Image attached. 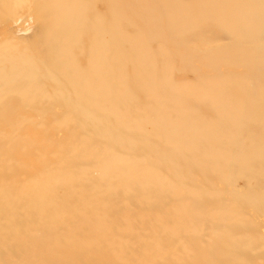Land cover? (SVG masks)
Here are the masks:
<instances>
[{"label": "bare ground", "instance_id": "bare-ground-1", "mask_svg": "<svg viewBox=\"0 0 264 264\" xmlns=\"http://www.w3.org/2000/svg\"><path fill=\"white\" fill-rule=\"evenodd\" d=\"M93 1L41 0L48 19L31 59L0 49V104L11 102L0 112V239L30 244L18 264H37L34 257L42 264H74L73 257L79 264H250L251 246L264 236V222L255 220L264 195L236 197L226 177L244 173L249 188L264 177V0H100L103 14ZM211 27L233 44L205 50ZM221 65L230 71L211 77ZM175 69L193 81L175 84ZM54 108L64 110L59 126L74 130L65 142L46 132L30 141L22 137L29 122H13ZM49 163L60 169L51 174ZM28 168L38 170L39 184L19 178ZM192 172L219 188L192 187ZM51 177L67 185L66 197L50 190ZM81 212L95 231L74 238ZM48 225L71 228L56 240ZM254 256L264 264V252Z\"/></svg>", "mask_w": 264, "mask_h": 264}, {"label": "rangeland", "instance_id": "rangeland-1", "mask_svg": "<svg viewBox=\"0 0 264 264\" xmlns=\"http://www.w3.org/2000/svg\"><path fill=\"white\" fill-rule=\"evenodd\" d=\"M190 2V0H187ZM186 1V2H187ZM41 0H0V49L6 48V46H9L12 48V52L16 55H20L24 58L31 59L32 57V49H33V39L36 36L40 23L47 22L48 18H45L42 16V13L44 10H41L39 8ZM148 3H151V0H149ZM96 6V9L94 11L99 14H103L106 12V6L105 3L100 0H94L92 7ZM51 20V19H50ZM216 27H211L205 30L204 32V40L205 44V50H208L209 48H213L212 50L216 48L226 47L231 44H233V41H231L229 38L220 37L216 34ZM188 38V37H187ZM188 39H192V37H189ZM261 40L264 42V38H261ZM160 39H155L151 43L148 44V48L155 51V48L159 46ZM246 50L250 49V44L246 45L244 47ZM152 51V52H154ZM199 51H204L199 47ZM216 52L212 51L211 55H214ZM182 53H178V58L181 57ZM219 67V66H218ZM237 72H243L245 71L242 66H237L235 68ZM227 71H230L227 66L221 65L219 68H211V77L215 76L217 74H225ZM171 80L175 82V84L184 85L185 83H190L193 81V74L189 72H181V70H176L172 74ZM16 96H13L11 100H15ZM18 101V100H15ZM11 103L10 99L6 98L4 102H1L0 104V112L5 110L6 104ZM64 112L61 108H54L52 111H49L48 113L43 114L42 116L36 115L35 112L29 110L26 113H21L18 117H15L13 119V122H16L17 124H23L26 125L29 122V125L24 127V132L22 134V137H27L28 140L34 141L36 137H38L37 143L42 138L43 132H46L47 137L51 140L53 143H60L65 142L67 136L74 132L71 131L69 128L71 126H59L60 120H59V114ZM32 124H35L36 127L32 126ZM106 127L102 126L101 128ZM37 134L35 133V131ZM4 132V131H2ZM161 132H164L162 130ZM173 135H176L177 132H171ZM9 133H4V135H7ZM113 145H117L116 141H111ZM148 144H153L152 141H147ZM9 143H6L5 146L7 147ZM150 148V146H149ZM144 153V152H143ZM255 154V153H254ZM142 157V156H140ZM140 162V160H137ZM47 169L51 172V174H54L60 169V164L58 163H49L46 164ZM114 167V166H112ZM183 167V166H181ZM84 171L86 173L90 171H94L95 174H91L89 177L90 179L94 180L99 177V171L96 168H85ZM38 170L37 169H26L24 171H21L19 173V178L23 180L26 187L28 186H34L40 183L39 180L36 179ZM63 177L64 176H70L71 173L67 170H64L62 172ZM233 175H231L230 180H228L229 175H227L226 179V187L228 190L233 191L234 195L236 197L243 196L245 198H252L254 195H257V192H261V194L264 195V177H262L259 183V186H256L254 188L248 186V179L246 175L243 173H236L233 172ZM205 175H210V172H207ZM192 180L194 181V185L192 187L199 189L200 191H209L211 192V188L214 186L216 189L219 188V183H213L211 179H206L204 176H201L197 174L196 172H192ZM6 182L9 184L11 183V179L7 178ZM213 185V186H212ZM49 188L52 192L60 193L62 196L66 197L67 192V185L62 187V182L59 179L50 178L49 181ZM215 190V189H214ZM227 190V191H228ZM80 196H86L85 189L81 188L79 191ZM91 200V205L95 206L97 203L95 200L92 199L91 195L89 197ZM10 202L15 203L17 201V198L15 200H9ZM26 202V201H25ZM46 202V198L41 200V205H43ZM88 200L85 202H80L78 205L81 207V210L87 205ZM114 206L117 207L116 212L124 214L121 205V201L119 198H116L114 200ZM250 208V207H249ZM250 209L245 210V216H250ZM79 220L82 222V226L78 228V234L74 235V238H78L80 236L84 235H92L95 231V226L93 223L90 222L87 215L82 213L79 215ZM162 221H166L165 217L161 218ZM260 223H263L264 221V212L260 210L259 216L255 219ZM136 221V220H135ZM140 223L141 227V221H136ZM103 224L101 225V227ZM42 227V226H41ZM70 226H61V227H55L52 225L46 226V230L50 232L52 239L58 240V238L63 235L67 234L68 230L70 229ZM142 230L145 228H141ZM40 229H36L35 233H40ZM146 230L144 231V234L142 236L145 237ZM137 236V235H136ZM264 237V236H263ZM260 237L256 239L251 248L254 250V254H259L264 252V247L261 248L260 241L264 238ZM30 247V244L27 243L25 239L20 240H14L11 235L4 236L2 239H0V264H18L20 261H23V256L25 255L26 250H28ZM249 256V263L250 264H257L256 260L257 257ZM28 259H25L24 262L26 263ZM32 261L34 263H44L43 260L40 258V260L37 257L32 258ZM72 261L74 264H79L78 257H73Z\"/></svg>", "mask_w": 264, "mask_h": 264}]
</instances>
